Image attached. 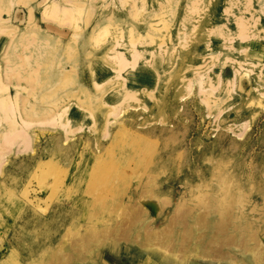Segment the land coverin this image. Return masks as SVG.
Here are the masks:
<instances>
[{
    "label": "rangeland",
    "instance_id": "374dc122",
    "mask_svg": "<svg viewBox=\"0 0 264 264\" xmlns=\"http://www.w3.org/2000/svg\"><path fill=\"white\" fill-rule=\"evenodd\" d=\"M38 1L0 0V264H264V0Z\"/></svg>",
    "mask_w": 264,
    "mask_h": 264
},
{
    "label": "bare ground",
    "instance_id": "6f19581e",
    "mask_svg": "<svg viewBox=\"0 0 264 264\" xmlns=\"http://www.w3.org/2000/svg\"><path fill=\"white\" fill-rule=\"evenodd\" d=\"M54 2H56V1H54ZM57 4H58L57 11L61 12V15L65 16V17L61 16L64 19V21H61L60 23L56 22L57 23L56 25L59 28H61V29H69V30H71V32H73V29H74V25H72L73 22L72 21L69 22L67 19L68 18H72V17H74L76 15V14H74L72 16H69L77 8V6L79 4V1H75V0H61V3L57 2ZM44 5H45V1L41 0V1L36 2L35 4L26 6L28 11H29V19H30V21H32L34 19L36 8H38V7H42L43 8ZM47 7H46V9H48ZM8 11H12V10H8ZM9 14H11V12ZM111 15H116V14H114V12L111 11L110 15L102 13V14H99L98 16H96V18L94 19V21H93V23H92V25L90 27V28H92L91 31H90V35H91L92 38H96V37H98L99 34H105L106 32L111 31V28L110 29H108V28H109L110 25L113 24V21H115V18H116V17L111 16ZM7 21H8V19H6L0 13V23L3 24L4 22H6L5 24L7 25V23L9 22V21L8 22ZM240 25L242 26V27L240 26L242 31L245 32V30L248 29L247 28L248 26L246 25L245 21H241ZM26 27L27 26H25V29H26ZM38 32L41 33V34L45 33L46 34V36H45L46 39L57 38V39L63 40L62 39L63 35H60V34L55 35L52 32H50L49 30L42 28L41 26H40V28H38ZM108 51L109 52L107 54L109 56L113 57V59L115 61V66H112V68L114 70L113 76H119V68L125 63L126 56H125V54H124V52L122 50H120V49H118L116 47V44H113L108 49ZM5 53H7V51ZM5 55H7V54H5ZM68 73L71 74L70 70L67 71V74ZM95 85H96V87H101L103 85V82L101 83L99 81H95ZM58 117H59V115L57 114L55 116V118H58ZM64 126H66V125H64ZM2 153H3V147L0 149V157L2 156Z\"/></svg>",
    "mask_w": 264,
    "mask_h": 264
}]
</instances>
